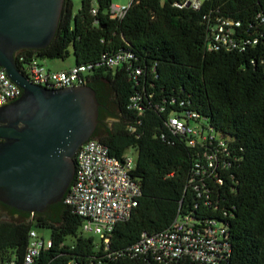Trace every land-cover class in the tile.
Returning a JSON list of instances; mask_svg holds the SVG:
<instances>
[{"label": "trees", "instance_id": "16d2710c", "mask_svg": "<svg viewBox=\"0 0 264 264\" xmlns=\"http://www.w3.org/2000/svg\"><path fill=\"white\" fill-rule=\"evenodd\" d=\"M91 1L81 0L72 13L71 1L64 0L50 42L19 49L14 59L21 67L32 58L63 59L71 52L75 64L95 65L86 81L98 110L91 137L117 157L135 149L137 204L115 224L106 250L80 231L81 217L62 200L42 212L12 208L21 215L0 220V262L20 258L28 231L37 226L50 230V245L32 264H163L121 252L141 233L164 230L189 213L226 226L229 264H264V0H204L199 9L176 5L181 0H131L120 18L109 17L111 0H94L95 14ZM214 17L238 23L234 46L207 49ZM118 51L132 53V67L141 69L137 78L125 64H101L102 54ZM133 93L140 95V113L128 107ZM188 110L210 128L212 144L191 146L171 130L170 114ZM204 153L214 154L213 170Z\"/></svg>", "mask_w": 264, "mask_h": 264}, {"label": "built area", "instance_id": "2783aa9c", "mask_svg": "<svg viewBox=\"0 0 264 264\" xmlns=\"http://www.w3.org/2000/svg\"><path fill=\"white\" fill-rule=\"evenodd\" d=\"M203 1L181 0L176 5L199 9ZM128 5L110 4L109 17H122ZM91 13H96L94 0L91 1ZM237 24L229 19L214 17L209 24L207 49L234 46L232 26ZM130 58V51H118L109 55L102 54L100 61L108 68L125 64L130 69V76L137 78L141 69L132 67ZM94 66L93 63H81L62 70H50L32 58L18 67L33 84L62 88L86 84L87 76ZM21 92V88L11 81L0 67V106L18 98ZM139 100L140 95L133 93L129 98L128 107L137 109L140 113ZM168 125L174 133L185 135L191 146L198 141L212 144V139H215L210 128L194 111L170 114ZM216 145L223 147L224 142L216 139ZM204 157L206 167L213 170L214 154L204 153ZM74 161L73 179L61 200L81 217L80 231L84 235H96L103 250H106L115 224L130 216L140 195V186L131 175L135 161L127 151L119 157L109 154L106 146L93 137L86 139L77 148ZM195 167L202 168L199 162L195 163ZM217 181L221 182L220 179ZM99 244L96 243L95 246ZM49 245V238L44 239L34 229H30L21 257L12 256L2 260L0 264H32L40 251ZM231 252L226 226L214 219L199 220L185 213L177 215L164 230L141 233L138 240L124 248L121 253L130 258L148 256L163 264H229ZM66 264L77 262L71 259Z\"/></svg>", "mask_w": 264, "mask_h": 264}, {"label": "water", "instance_id": "95a60500", "mask_svg": "<svg viewBox=\"0 0 264 264\" xmlns=\"http://www.w3.org/2000/svg\"><path fill=\"white\" fill-rule=\"evenodd\" d=\"M64 0H0V67L22 92L0 106V202L42 212L61 201L77 148L97 124L95 91L87 84L47 88L28 81L15 51L52 39Z\"/></svg>", "mask_w": 264, "mask_h": 264}, {"label": "rangeland", "instance_id": "374dc122", "mask_svg": "<svg viewBox=\"0 0 264 264\" xmlns=\"http://www.w3.org/2000/svg\"><path fill=\"white\" fill-rule=\"evenodd\" d=\"M72 4V13H75L78 8L80 7V2L81 0H70ZM131 0H111V4H116V5H127L130 3ZM39 63H41L45 68L47 69H55V68H67L68 66L74 65V57L72 53L70 52L69 55L63 59H48V58H35ZM106 122L110 123L111 119H106ZM128 155L131 157L133 161L136 159V151L134 148L130 147L127 150ZM9 219H14L12 217L8 216H0V220H9ZM33 229L37 232L39 236H42L44 239H48L50 236V230L45 227H37L33 226ZM94 240L97 244L100 243L99 238L96 235H93ZM68 240H71V237L67 238Z\"/></svg>", "mask_w": 264, "mask_h": 264}, {"label": "flooded vegetation", "instance_id": "af4514ba", "mask_svg": "<svg viewBox=\"0 0 264 264\" xmlns=\"http://www.w3.org/2000/svg\"><path fill=\"white\" fill-rule=\"evenodd\" d=\"M12 208L13 207H11V206L0 203V216H8V217H12V218L20 217L21 213L14 211ZM19 211H21V210H19ZM21 212H25V211H21Z\"/></svg>", "mask_w": 264, "mask_h": 264}, {"label": "crops", "instance_id": "0c3cea01", "mask_svg": "<svg viewBox=\"0 0 264 264\" xmlns=\"http://www.w3.org/2000/svg\"><path fill=\"white\" fill-rule=\"evenodd\" d=\"M75 64V63H74ZM68 67H70V66H68ZM67 67V68H68ZM62 69H66V68H55V69H53V70H62ZM51 70V69H50Z\"/></svg>", "mask_w": 264, "mask_h": 264}]
</instances>
